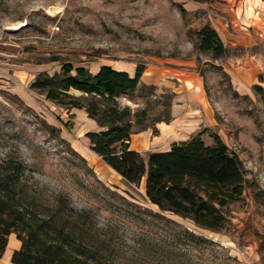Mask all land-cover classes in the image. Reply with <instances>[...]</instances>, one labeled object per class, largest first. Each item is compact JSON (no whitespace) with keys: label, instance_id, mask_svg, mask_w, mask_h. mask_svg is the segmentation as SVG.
Masks as SVG:
<instances>
[{"label":"rangeland","instance_id":"374dc122","mask_svg":"<svg viewBox=\"0 0 264 264\" xmlns=\"http://www.w3.org/2000/svg\"><path fill=\"white\" fill-rule=\"evenodd\" d=\"M206 24L224 55L198 48L196 32ZM104 62L145 65L138 89L118 100L145 109L141 125L151 133L170 101V118L177 104L182 116L199 119L190 136L209 128L238 157L244 190L229 207L226 229L160 212L143 182L127 183L90 149L82 108L62 107L31 87L39 72L52 74L63 63L93 70ZM168 74L187 84L198 78L190 96L202 89L201 98L188 99V88L164 79ZM253 84L264 87L260 0H0V161L20 159L29 190H42L47 201L66 193L102 223L121 220L138 264L150 249V264H264V102Z\"/></svg>","mask_w":264,"mask_h":264},{"label":"trees","instance_id":"16d2710c","mask_svg":"<svg viewBox=\"0 0 264 264\" xmlns=\"http://www.w3.org/2000/svg\"><path fill=\"white\" fill-rule=\"evenodd\" d=\"M196 35L200 50L211 51L214 57L226 53L213 27L206 24ZM144 69L143 63H137L129 74L101 65L91 72L82 65L63 63L60 71L39 72L31 87L62 107L83 108L99 126L85 132L90 149L127 183L143 182L145 198L160 212L212 231L226 229L229 207L242 200L245 175L238 157L216 133L204 128L165 150L145 154L129 148L132 134L149 127L141 125L146 110H133L118 98L138 89ZM253 88L264 102V87L253 84ZM164 104L166 114L155 123L170 120V101ZM205 134L212 138L211 144L202 138ZM26 182L20 159L0 161V257L14 234L20 241L11 254L14 264H138L142 259L124 238L121 220L102 223L93 208L76 207L66 193H56L47 201L42 190H29ZM152 253L150 249L142 262L150 264Z\"/></svg>","mask_w":264,"mask_h":264},{"label":"crops","instance_id":"0c3cea01","mask_svg":"<svg viewBox=\"0 0 264 264\" xmlns=\"http://www.w3.org/2000/svg\"><path fill=\"white\" fill-rule=\"evenodd\" d=\"M261 2L264 3L263 1ZM101 65H110L112 68L116 70L126 71L129 74H133L136 64L130 67H126V66L121 67L115 65L112 62H104V63H100L95 69L90 71L96 72ZM168 75L166 76L163 75L164 76L163 78L171 81H174V79L180 80L179 78L173 77L171 74ZM141 80H143V74L140 77V81ZM197 83H198V78L193 79L192 82L188 84L186 82L181 83V80L179 81V86H186L188 88V93H187L188 99L192 98L193 100H197L201 98L202 89H198L196 95L192 97L190 96V92L194 88L193 85H196ZM183 109H184L183 107H180L177 104H173L171 108L172 116L170 120L168 122H164V121L158 122L156 126L157 128L156 134L151 133L149 129L132 134L129 142V148L136 150L142 154H145L146 152L149 151L165 150L170 146V144L174 142H178L190 138L191 133L197 130L200 122L198 118H195L196 116L194 117L182 116L180 113ZM84 114L86 117L85 119L88 120L87 125L91 126V128H88L85 132L99 130V126L97 125L95 120L89 118L85 110H84ZM186 126L188 127V129L185 128ZM167 133L168 134L170 133L169 136L165 140L161 141V138ZM19 246H20V241L15 237L14 234H11L9 236L6 249L2 254V256L0 257V264H14L11 262V254L15 249H18Z\"/></svg>","mask_w":264,"mask_h":264},{"label":"bare ground","instance_id":"6f19581e","mask_svg":"<svg viewBox=\"0 0 264 264\" xmlns=\"http://www.w3.org/2000/svg\"><path fill=\"white\" fill-rule=\"evenodd\" d=\"M251 8V7H250Z\"/></svg>","mask_w":264,"mask_h":264}]
</instances>
